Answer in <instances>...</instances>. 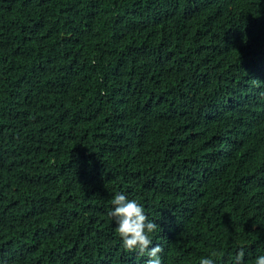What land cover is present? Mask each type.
<instances>
[{"label": "trees", "instance_id": "trees-1", "mask_svg": "<svg viewBox=\"0 0 264 264\" xmlns=\"http://www.w3.org/2000/svg\"><path fill=\"white\" fill-rule=\"evenodd\" d=\"M264 251V0H0V264Z\"/></svg>", "mask_w": 264, "mask_h": 264}, {"label": "clouds", "instance_id": "clouds-1", "mask_svg": "<svg viewBox=\"0 0 264 264\" xmlns=\"http://www.w3.org/2000/svg\"><path fill=\"white\" fill-rule=\"evenodd\" d=\"M112 207L107 215L114 218L115 231L119 234L121 246L126 252L146 256L139 264H170L166 244H153L152 234L160 227L149 219L144 207L134 198H128L123 193H116L111 199ZM218 252L212 250L206 256L199 258V264H215L213 257ZM245 250L239 248L231 257V264H245ZM252 264H264V251H259L252 259Z\"/></svg>", "mask_w": 264, "mask_h": 264}]
</instances>
